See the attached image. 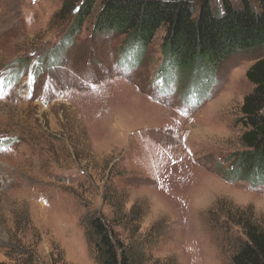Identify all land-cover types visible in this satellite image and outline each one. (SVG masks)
<instances>
[{
  "label": "rangeland",
  "instance_id": "1",
  "mask_svg": "<svg viewBox=\"0 0 264 264\" xmlns=\"http://www.w3.org/2000/svg\"><path fill=\"white\" fill-rule=\"evenodd\" d=\"M63 1L0 0V264H97L93 211L124 244L152 243L144 264H228L244 237L228 217L250 210L264 225V183L231 158L264 47L208 83L166 82L163 27L124 63V37L92 31L97 7L67 43L79 0L59 13Z\"/></svg>",
  "mask_w": 264,
  "mask_h": 264
},
{
  "label": "trees",
  "instance_id": "2",
  "mask_svg": "<svg viewBox=\"0 0 264 264\" xmlns=\"http://www.w3.org/2000/svg\"><path fill=\"white\" fill-rule=\"evenodd\" d=\"M96 7L93 33L122 35L124 63L134 64L158 29H165L161 67L170 73L161 75L166 82L172 74L181 79L184 72L190 73L184 75L187 84L198 77L208 83L232 54L264 47V0H79L65 37L69 45ZM71 9L74 4L64 0L59 13ZM246 78L253 87L240 107L243 148L231 156L233 171L252 183H264V57L249 67ZM192 89L204 95L201 87ZM245 212L228 217L244 236L234 238L228 264H264V225L250 210ZM83 225L97 264L145 263L146 244L152 243L124 244L98 212L85 214Z\"/></svg>",
  "mask_w": 264,
  "mask_h": 264
}]
</instances>
